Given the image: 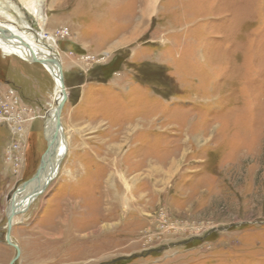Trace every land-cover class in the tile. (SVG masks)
Listing matches in <instances>:
<instances>
[{"label": "rangeland", "instance_id": "1", "mask_svg": "<svg viewBox=\"0 0 264 264\" xmlns=\"http://www.w3.org/2000/svg\"><path fill=\"white\" fill-rule=\"evenodd\" d=\"M2 3L61 58L67 93L68 149L13 217V264H264V0ZM8 88L34 119L19 137L0 124V264L53 104L49 74L0 51Z\"/></svg>", "mask_w": 264, "mask_h": 264}, {"label": "bare ground", "instance_id": "2", "mask_svg": "<svg viewBox=\"0 0 264 264\" xmlns=\"http://www.w3.org/2000/svg\"><path fill=\"white\" fill-rule=\"evenodd\" d=\"M7 4H3L2 0L0 1V12L2 15L7 14V10L9 11ZM31 7V11L36 18L42 19L43 15L38 4H34ZM5 17H7L6 19L9 18L8 15H5ZM14 22L9 19L7 22L0 21V51L4 56H14L28 64H39L49 74L53 82L51 94L53 104L47 111L44 119L43 136L44 141H46V147L41 155L40 163L35 173L16 192L15 200L11 203V206L18 213L25 211L40 191L44 190L46 185L59 174L60 163L65 151L68 149V141L60 116L59 129L56 122L57 105L62 99L60 81L61 73L63 78L62 60L50 45L43 42L45 36L41 32H34L31 27L25 26V23L18 28V25L15 26L13 24ZM18 22L21 23L19 20ZM9 34H12L14 37H10ZM64 91L66 92L65 86Z\"/></svg>", "mask_w": 264, "mask_h": 264}, {"label": "built area", "instance_id": "3", "mask_svg": "<svg viewBox=\"0 0 264 264\" xmlns=\"http://www.w3.org/2000/svg\"><path fill=\"white\" fill-rule=\"evenodd\" d=\"M34 110L22 102L16 91L8 88L0 92V124H7L14 134L21 136L25 125L34 119ZM20 141L14 140L5 150L6 160L16 166L21 162Z\"/></svg>", "mask_w": 264, "mask_h": 264}, {"label": "water", "instance_id": "4", "mask_svg": "<svg viewBox=\"0 0 264 264\" xmlns=\"http://www.w3.org/2000/svg\"><path fill=\"white\" fill-rule=\"evenodd\" d=\"M10 37H12L13 35L12 34H9ZM14 37V36H13ZM57 59V58H56ZM60 81H61V86H62V99L59 101L58 105H57V110H56V122H57V127L58 129L60 128V113L62 111V108L64 106V103L67 99V93L64 91V82H63V78H62V73L60 75ZM16 213V210L13 208V206H9L8 208V211H7V215H6V232H5V236H4V240L5 242L14 247L15 250H16V253H15V256L10 260V262L8 264H13L16 259L19 257V254H20V249L19 247L14 244L10 238V230H11V226H12V222H13V217Z\"/></svg>", "mask_w": 264, "mask_h": 264}]
</instances>
